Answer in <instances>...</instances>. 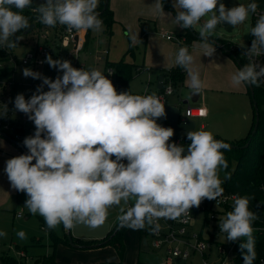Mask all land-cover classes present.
I'll use <instances>...</instances> for the list:
<instances>
[{"label": "rangeland", "instance_id": "obj_1", "mask_svg": "<svg viewBox=\"0 0 264 264\" xmlns=\"http://www.w3.org/2000/svg\"><path fill=\"white\" fill-rule=\"evenodd\" d=\"M43 1L44 0H33L36 4H42ZM223 12H225L227 16L240 19L239 23L234 25L230 31L224 29L223 21H225V17L222 15ZM251 13L252 2L250 0H187L185 25L189 26L190 29L200 35L211 37L214 40L224 39L233 44L244 45L248 42L249 38ZM20 21L21 16L14 12L8 2L6 0H0V80H6L9 83L8 99L3 100L2 106L9 112V119L11 122L16 125L21 123V113L26 110L30 101L38 102L40 105L39 115L46 114L48 110L51 114L54 113L52 123H56V125L59 124L57 123V119L62 123L63 118L59 116V114L66 106L70 105V113L72 114L74 112L73 115L76 114L77 110L82 113V110L78 107L79 101L82 99L85 105L94 103L89 95L94 89L101 90L103 81L107 82L112 79L106 72L107 67L114 66L115 61L120 60L121 54L125 52V54H127L125 58L131 61L134 67L132 68L131 78L121 86L122 94H119L118 90H116L114 95L116 100L112 104L117 105V108L114 110V114L112 113L114 116L112 123L116 128L114 136L115 140L118 141L117 147L120 148H117L115 151L111 150L110 154L114 156V165L118 171H120V175L133 182H140L141 179L145 178L147 175L154 177L155 169L157 172L163 169L165 173H168L174 161V154L176 155L180 152L185 145V143L178 144V142H176L184 136L182 132H177L173 139L169 138L170 147L162 151H151L150 158L141 165L135 164L134 166L133 163L128 165L127 163H122L120 160V155L122 153L128 155L136 146H139L141 149H146L145 141L147 135L151 130H154L153 127L152 129L148 125L140 124L139 126L136 120L134 122L128 120V131L125 133L127 116L128 119L133 116V113H136L139 117L143 116V118L150 116L153 121L166 128L164 126L165 119L163 111L167 105L160 108L149 104L147 105V110L144 111L143 105L141 106V104L138 103L128 105L126 102V95L130 92L144 93L147 92L145 90H148L149 94H154L155 91L154 79H150L148 73L136 70L135 67L138 60L141 59L144 49V42L139 39L140 35H138L139 44L134 46V54L130 52L127 53L125 47L127 46V39L125 36L116 31L110 37L107 32L102 30L104 28L101 29L92 26L86 39H89L93 45L88 52H79L78 64L86 61V65L81 72H76L73 67L75 64L73 60H64L62 58V62L60 63L59 60L55 61V58L51 56L46 57L36 66H31L30 64L29 66L21 65L20 59L22 56L31 51V40H33L35 44L37 43L35 47L43 44L50 51L49 41L46 37H52L51 27L55 26V21L49 22L52 24L47 22L44 26L39 24L40 21L35 20L30 23L35 25L32 30L25 33L29 28L28 25L27 29L20 36L18 35L15 37V35L11 33V29ZM101 22L102 25H104L102 20ZM177 25L178 28L176 31L168 32L166 35L178 37L179 39L180 37L183 38L184 26L179 18L177 19ZM54 28L56 29V27ZM181 28H183V30H181ZM128 32L129 31H127V33ZM142 34L144 35L145 33ZM193 41L206 45L205 47L191 46ZM151 43V47L154 48L152 51L153 54L162 50L161 46H163V43L160 35L157 34L155 37L151 38ZM173 44V55L175 56L177 54L176 57L173 58V61L175 60L174 62L176 63L180 58L187 59L188 52L190 51L189 70H193V75L196 76H199V69L198 73H196L198 63L202 66L201 62L203 59H206L207 63H209V52L206 50V47L215 45L214 42L195 38L190 43L182 39L173 41ZM71 50L72 45L65 48L63 52L71 57L70 55H73L70 52ZM7 52H10L11 56H15L18 59L17 64H14L16 62L12 61L11 56ZM106 53L108 61L102 59L103 56H106ZM63 55L65 56V54ZM155 71L156 69L153 67L150 73H155ZM64 75L67 77V80L69 79L71 81L69 84L64 80ZM208 75L217 82L218 87L215 89L219 90V93H208L209 95L205 99L200 98L196 102H191L189 100L188 104L189 106L200 108L202 115L206 116L208 114L207 107H209L210 114L220 120L218 122L215 119L214 122L210 124L212 129L215 128L218 130V136H229L226 139L236 141L246 133L248 134L251 128V126L249 128V125L251 120L253 121V117L251 119L254 113L253 103L246 102L241 91L229 87L228 76L231 74L228 66L224 63L221 64L219 68L210 64L208 67ZM113 82L115 81L113 80ZM111 85L112 84H110V86ZM179 85H181V83ZM112 87H114V85H112ZM79 90L81 91L78 92ZM189 92V88L176 90L174 95L172 94L169 96L168 104H175L177 94L179 96L178 99H181L180 101L189 99ZM261 94V91L257 93L255 101L257 99V109L261 115V120H264V96L262 97ZM8 103L11 111L8 108ZM179 104L181 105V112L183 114V112H186L188 104H181L180 102ZM137 107L140 108L139 114ZM86 108H88V112L89 105ZM91 111L97 112L93 108ZM245 113L247 117H244ZM88 118H90L91 122L102 123V120H99L98 116L89 114ZM195 123L198 127V120H196ZM24 125H29V129L34 126L32 123H24ZM67 131L69 140H72L71 137L74 134L71 132V129ZM85 132L86 130L83 129L80 136H73V140L79 138L81 140L80 144L82 145L88 143L93 144V141L85 139ZM81 136H84L83 139ZM29 140L30 145L28 142V152L33 155L36 153L43 154L44 149L54 141V139L48 140L42 152H40L37 150L35 140L30 138ZM123 144L126 145L125 148H122ZM218 149L219 143L216 140L207 139L202 141L181 161L177 173L171 181L172 184L175 187H181L187 180H195L199 184L198 189L201 196H205L207 192L212 193L218 190L226 178V170L221 165L214 164ZM97 153L101 155L102 151L98 149ZM233 166L234 161L232 160L230 168L232 169ZM139 169H145L144 174H140L137 171ZM31 175L28 183L25 177L22 178L21 195L19 197L22 206L20 211H22L23 216H26V219L23 217H14L15 220H12L13 211H0V256H13L22 262L24 261L25 263L23 262V264H42V259L40 257L47 254H54L55 260L60 264H159L161 251L152 250L150 247L144 245L143 242H141V244L138 242L141 228L140 219L133 220L123 229L122 238L124 251L122 255L117 253L112 244H106L97 248H73L62 241H57L52 245L54 239L47 230L48 228L46 227V229L43 227L39 216L47 221L51 226L50 228L53 229L57 235H62L64 233V230H62L63 214L56 208L50 199L46 188L33 174ZM154 178L156 181L159 179V177L156 176ZM165 179L166 177H162V181ZM155 188H157V185H155L154 189ZM215 210L217 214L222 212L218 208ZM192 215L195 216L196 219L193 229L194 231H199L204 219V213L200 210H195ZM203 235H207V228L204 229ZM142 237H144V235H142ZM23 246L25 250L20 252V248ZM199 263L200 258L196 255L192 257V263L189 262L188 264ZM174 264H179V262ZM183 264H186V261H184Z\"/></svg>", "mask_w": 264, "mask_h": 264}, {"label": "crops", "instance_id": "obj_2", "mask_svg": "<svg viewBox=\"0 0 264 264\" xmlns=\"http://www.w3.org/2000/svg\"><path fill=\"white\" fill-rule=\"evenodd\" d=\"M102 1L103 0H51V1L44 0L42 4H36L33 2L35 6H43V8L45 7L50 11H54L56 14L55 17L46 20L42 24L44 25L47 22L49 23L55 21L54 27H56V29L54 27H51L52 37L51 38L46 37V39H48L49 41L48 44L50 45L49 46L50 51L46 57L51 56L55 58V61L59 60L60 63L62 62V58H63L64 60L65 59L73 60V63L76 62L78 64L79 53L75 55L72 49L70 52L73 55H70L71 57H69L68 54L63 52L65 48L61 47L60 45L59 42L60 28L62 27L66 18L72 16V15H68L67 17L61 16V13H64L63 11H73L76 13H81L86 11L98 12L97 10L101 6ZM167 1L168 4L172 7L173 11H171L166 6L162 5V0H108V5L112 11V15L114 19V23L110 28L104 26L105 24L102 25V22L100 25H95L94 22L96 20H100V21L102 20L98 17H93L92 18L93 20L92 19L87 20L84 19L83 17H80L78 19L75 18L85 33V41L83 44L84 48H82L81 51L88 52L93 45L91 44L89 39H86L90 33V29L92 28V26H94L95 28H101V29L104 28L102 30L104 32H107L110 37L116 31H118V33L125 36L127 39L126 42L127 46H125L127 53L130 52L134 54L135 51L134 46H137L139 44L138 35H140L139 39H141V41L144 42V49H143V54L141 55V59L138 60V63L136 65L135 64L134 65L136 67V70L143 71V73L144 72L148 73L150 79L151 78L152 80L154 79V90H155L154 94H155L157 91L161 89V88H157L156 85V81L158 77L163 76L164 73L168 72V70L171 67L175 66L177 63L174 62L175 60L173 61V58H175L177 55V54L175 56L173 55V46H174L173 41L175 40L168 39L167 36L169 35L166 34L168 32L177 30L178 28L177 19L182 17V6L178 0H167ZM183 26H184V31H185V27L189 28L188 26L185 25ZM126 30L129 32L127 33ZM181 30H183V28H181ZM142 33L145 34L143 35ZM157 34L160 35L163 46H161L162 50H159L153 54L152 51L154 48L151 47L152 46L151 38L155 37ZM176 38L178 40H182V39L184 40V37L183 38L180 37V39L178 37ZM31 41H32V48H31L32 51L36 49L35 45L37 43L35 44L33 40ZM204 41L212 42L209 40H204ZM70 45H72V43H70ZM205 45L206 44L203 43H196V41H193L191 43V46L205 47ZM206 50L209 52V60H208L209 63H207L206 59L202 60L201 62L202 66L198 63L196 73H198V69H199V73H198L199 76L193 75L192 72L193 70L191 71L189 70V60H190L189 56L191 55V53L190 51L188 52V58L186 59L187 66L183 81L181 85H179L180 83L177 85L174 92H176V90H180L181 88L183 89L189 88L190 91L191 90L197 91L198 100L200 98L205 99L209 95L208 93L210 94L219 93V90L215 89L218 87L217 82H215L210 77V75H208V67L210 64H213L214 66H217L219 68L221 64L224 63L226 66H228L231 74L228 76L229 87L232 89H236L237 91H241L244 100L248 103L251 102L247 84L243 79L242 73L237 63L216 44L213 46H207ZM63 54H65L67 58ZM125 55L127 54L123 52V54H121L120 56L121 57L120 60H123L133 65L131 61H128L125 58ZM102 59L107 60V53L105 57L104 56L102 57ZM120 60L115 61V63ZM78 65H82V69H83L86 65V61H83L81 64ZM133 67L134 66H132V68ZM153 67L156 69V71L155 73H150L152 72ZM82 69H80L78 72H81ZM64 77H65L64 80L69 84V82L71 81L69 79L67 80V77L65 75ZM113 80L115 81V78ZM104 83L105 82L103 81L102 86L104 85ZM117 86L118 84H116V90H117ZM81 90H79L78 92H80ZM101 91L102 88L101 90L94 89V91H92V93L89 95L91 100L94 101L93 104L88 103L87 105H85L82 99L79 101L78 107L82 110V113H80L79 110H77L76 114L73 115L74 112L72 114L70 113V105L66 106L59 114V116L63 118V121L62 123H60L57 119V123H59L57 125L56 123H52L54 113L51 114V112L48 110L46 114L39 115L38 113L40 111V105L38 104V102L30 101V103H36L37 105L36 122L39 121L40 117L49 114L50 120L48 123V130L54 134V138H53L54 141L44 149L43 154L36 153L33 155L32 153L30 152L29 153L31 154L32 157L39 158L40 171L45 181L48 183L52 191L58 196L59 202H61L63 206L68 210L70 215L71 235L74 238H80L84 240L103 238L107 234V232H109V230H111V228H113V226H115V224L118 222L123 211L136 205L146 196L153 194L156 189V188L154 189V187L155 185H158L157 182L159 181V179L164 177V175L168 174L165 173V170L163 169L158 170V172L155 169L154 175L156 177H159L157 181L154 178L155 176L153 177L151 175H147L145 178H142L140 182H133L127 180L125 177L120 175V171H118V169L114 165V156L110 154L111 150L115 151L117 150V148H120L117 147L118 141L115 140V136H114L116 132V128L112 123L114 119L112 113L114 114V110L117 108V105L112 104L116 100L114 96L115 93L110 95V101L109 103H106L104 100V92ZM145 91H147L146 93H148V90ZM132 94H136V93L130 92L126 95V98ZM148 95H152V94L148 93ZM168 98L166 102L167 105L166 107L170 105H176L181 100L178 99L179 96L177 94V99L175 101V104L174 103L168 104ZM6 99H8V94ZM149 104L151 103L145 102L141 104V106L143 105L142 107L144 111L147 110V105ZM88 105H89V111L87 112L88 108L86 107ZM8 108L11 111L9 103H8ZM92 108L95 109L97 112H92L91 111ZM137 110L139 114L140 108L137 107ZM207 111H208L207 116L202 115V112L200 110V116L190 119L194 123V131L204 130L206 134L218 136L217 134L218 130L215 128L212 129V126L210 124H212V122H214L215 119L218 122L220 120L217 117L212 116L210 114L209 107H207ZM89 114L98 116V119L102 120V123L91 122L90 118H88ZM163 116H164V111H163ZM244 117H247L246 113L244 114ZM252 117L253 116H251V119ZM147 118H150L152 120L150 116L143 118V116L139 117L136 115V113H133V116L129 117V119L127 116V122L125 124V133H127L128 131V120L133 122L136 120L139 126L140 124H144L150 126L151 128L152 127L154 128V130H151V132L147 135V139L145 141L146 147L150 139V136L155 131L154 124L160 125L159 123H156L153 120L152 123L150 124L145 123V120ZM196 120H198L199 122L198 127L195 123ZM36 122L32 123V125H34L33 128L29 129V125H28L26 126L27 128L23 131L24 138L25 140L28 139L29 145H30L29 138L35 140V143L37 144L36 130H35ZM251 123L249 125V128L251 126ZM79 124L81 125L80 131H83V129L86 130L85 132L86 135L88 134V132L91 131L98 136V139L96 141H93L94 142L93 144L88 143L82 145L80 144L81 140L79 138H75L73 140V136L78 137L74 133ZM164 126L169 128V124L166 121L164 122ZM68 129H71V132L74 134L71 137L72 140H69L67 136ZM34 134H35V138H33ZM183 135L186 134L183 133ZM245 135L240 137L239 139L244 138ZM83 137L81 136L82 139ZM218 137H223L222 139L225 138L224 140H226L227 142H233L230 141V139H226L229 136L219 135ZM176 142H179V140ZM125 147L126 145L123 144L122 148ZM98 149L102 151V154L99 156L97 161H94L92 156L94 152L97 153ZM133 150L130 151V153H128V155L130 156V161L127 164L130 165L133 163V165L135 166V164L141 165L142 163H145L132 156ZM24 155H25L24 152L19 147L13 144L10 140L0 136V211H8V212L13 211V217L11 218L12 220H15L14 217L17 218L23 217L26 219V216H23L22 211H20V209H22L19 200V197L21 195V188H22L21 183L23 177H25L28 183L30 177L32 176L31 174L34 175V173L30 163H28L24 159ZM137 171L140 174H144L145 169H139ZM18 213H20L21 216H17ZM39 218L41 222H43L42 224L44 228L51 227L44 218L40 216ZM62 221H63L62 230H64L65 232L66 225L64 224V218ZM140 232H141V228H140ZM63 234L57 235L55 231L54 234L51 233L53 239L55 238V236L61 237L63 236ZM141 237L142 235H140L139 233L138 236L139 244H141V242H143V239H145L146 242L145 243L143 242V244L150 247L149 237L148 236L147 237L144 236L142 238ZM69 246L73 247L71 245ZM73 248H79V247H73ZM23 251L24 250H20V252ZM162 258H163V253L161 252L160 261ZM54 261L57 264H60L55 260V258ZM177 262H179V264H183L184 261L178 260L175 261L174 263Z\"/></svg>", "mask_w": 264, "mask_h": 264}, {"label": "built area", "instance_id": "obj_3", "mask_svg": "<svg viewBox=\"0 0 264 264\" xmlns=\"http://www.w3.org/2000/svg\"><path fill=\"white\" fill-rule=\"evenodd\" d=\"M250 1L252 2V13L248 42L244 45L227 43L230 50L237 52L239 59L244 64L246 80L250 82L252 87H256L258 91L264 93V0ZM94 23L100 25L101 21L96 20ZM14 31L15 26L11 29V33L14 34ZM167 38L178 40L171 36H167ZM84 41L85 33L75 17H67L59 32L61 47L66 48L72 43L73 53L77 55L82 50ZM7 53L11 56L10 52ZM48 54L49 49L45 45H38L35 50L22 56L20 64L36 66ZM11 59L16 62L14 64L18 63L15 56H11ZM73 67L76 72L82 69V65H78L76 62ZM106 72L112 79L104 83L102 90L105 102L109 103L110 95L116 93V83L113 82L114 67L108 66ZM8 85V81L0 80V131L11 135L14 140L19 141L27 148L28 139L25 140L23 135V131L27 127L24 123L36 122L37 105L36 103H29L26 111L21 114V123L19 125L12 123L9 119V112L2 106L3 100L7 98ZM174 91L175 86L166 73L163 76L161 89L155 94L148 95L146 92L132 94L126 98V102L128 105L150 102L154 106L162 108L166 106L167 98ZM198 116H200V109L188 106L185 117L192 119ZM49 120L48 114L40 117L39 121L36 122V141L40 152H42L46 142L54 138V134L48 130ZM145 123L150 124L152 120L147 118ZM154 125L155 131L150 136L146 149L136 147L132 152V156L142 162L150 158L151 151H162L170 146L168 128L158 124ZM86 139L96 141L98 136L90 131L86 135ZM99 156V153L94 152L92 158L97 161ZM120 160L128 163L130 156L122 153ZM165 180L159 179L161 186ZM198 187L199 184L195 180H187L181 187H175L172 182H169L164 186L156 200L150 203L145 230L149 237L151 249L160 250L163 253V258L159 264H173L178 260L186 261L188 264L189 262L192 263V257L196 255L200 258L199 264H233L237 255V243L246 232H258L264 242V220L257 224L242 227L241 218L244 211L234 194L207 192L205 196H201ZM217 208L222 211L220 214L216 213L215 209ZM164 210H171L169 220L165 218ZM195 210L204 213L199 231L193 229L196 219L192 213ZM17 216H21V214L18 213ZM232 217L236 220L232 221ZM205 228H207L206 236L203 235Z\"/></svg>", "mask_w": 264, "mask_h": 264}, {"label": "trees", "instance_id": "obj_4", "mask_svg": "<svg viewBox=\"0 0 264 264\" xmlns=\"http://www.w3.org/2000/svg\"><path fill=\"white\" fill-rule=\"evenodd\" d=\"M6 1L10 5V7L14 10V12L21 16V21L16 23L15 25V31H14L15 37L18 35L20 36L27 29L28 25H30L31 22L36 20V21H40L39 24H43L44 23L42 22L43 19L49 20L52 17L56 16L54 11H50L45 7L43 8V6H35L33 4V0H6ZM105 1L106 0L102 1L101 6L97 10L100 14H97L96 11H86L85 12L86 14L78 15L76 14V12L73 11H63L64 13H61V16L67 17L68 15H72L76 19L83 17L84 19L87 20H91L93 17H98L102 19V21L104 22L107 28H110L114 23V19H113L112 11L108 5V0L105 8H103ZM162 5L166 6L171 11H173L172 7L168 4L167 0H162ZM34 9H36L37 11H34ZM41 11H46V12H41ZM179 19L181 23L185 25L183 16L180 17ZM199 35L200 34L195 32L194 30L185 27L183 37L186 42L190 43L194 38L199 39L198 38ZM201 40H205V39H201ZM216 41L219 44L218 46L223 51H225L237 64L244 66L242 61L239 59L237 52L230 50L227 41L225 42L224 39H216ZM114 66H115L114 67L115 82L116 84L123 86V84H125L132 76L133 65L123 60H120L116 62ZM186 66H187V60L185 58H180L177 61L176 65L171 67L168 70V72H166L167 75H169V77L171 78L175 88L179 83H182ZM166 73H164L163 76H165ZM253 88H254L253 89L254 98H256L257 93L259 91L256 89V87ZM261 95L263 97L264 93H262ZM256 103H257V99H256ZM259 116H260L259 124L255 133L251 135V130L254 125V117H255L253 113V121L248 134L243 139L229 142L235 144L236 146L234 147L228 145L227 143H224L223 142L224 139L214 135V139L216 141L220 139L219 141H217L219 143V149L214 164H219L226 170V178L222 186L219 187L218 190L214 191L213 194L219 191L217 193L227 192V193H232L237 197L240 206L244 211L242 213V218H241L242 227L249 226L255 223L257 224L259 221L264 220V120H261L260 114ZM205 134L206 133L204 130L193 131L192 133L184 135L179 140L178 144L185 143V145L182 147L180 152H178L176 155L174 154V161L171 165V170L168 172V174L164 175L166 179L167 177H169V175L175 168L177 162L182 157L184 152L192 144L196 142L197 145L195 147H197L203 140H205V139L203 140L200 139ZM6 135L10 139H13L11 135L7 133ZM248 140H249L248 144L244 146ZM24 159L29 163V160L25 155H24ZM33 159L37 163V166L40 168L39 158L33 157ZM232 160L234 161V166L231 169L230 167ZM30 165L32 166L31 163ZM32 170L35 177L37 178V174L33 166H32ZM177 170L175 174L172 176L170 182L174 179ZM157 184H158L157 188L153 194L146 196L136 205L123 211L118 222L115 224V226H113V228H111V230H109V232H107V234L103 238L84 240L80 238H74L71 235V240L75 244H77L79 248H94L106 244H112L115 247L117 253L119 255H122L124 251L122 234H123V229L127 226V224H129L135 219H140V223H141L140 235H144L147 237L145 225H146L149 205L152 201L156 200V198L159 195L157 197H154L150 201H148V199L149 197H152L160 189L161 182L158 181ZM56 197L58 198L57 195ZM142 202L145 203L133 213L130 220L127 221L124 225L119 226L130 215V213L135 209V207ZM60 204L70 218L68 210L63 206L61 202ZM64 224L66 225L65 220H64ZM48 230L50 231V234L51 233L54 234V231L51 228L48 227ZM57 241H62L63 243L70 245L69 240L67 238V234L65 232L61 237L55 236L52 245H54ZM20 250H25V247L23 246L22 248H20ZM236 251H237V255L234 259L233 264H264V242L261 236L259 235V233L256 231L246 232L239 239L236 246ZM53 255L54 254H47V255H43V257H40L42 259V264H53V263L57 264L54 261ZM0 261L2 262V264H23L22 261L10 255H6L4 257L0 256Z\"/></svg>", "mask_w": 264, "mask_h": 264}, {"label": "water", "instance_id": "obj_5", "mask_svg": "<svg viewBox=\"0 0 264 264\" xmlns=\"http://www.w3.org/2000/svg\"><path fill=\"white\" fill-rule=\"evenodd\" d=\"M48 1H51V0H48ZM182 6V16H183V19L184 21H186V14H187V0H178ZM106 3H107V0L105 1V4H104V7L106 6ZM34 11H37L36 9H34ZM41 12H46V11H41ZM76 14H86L85 12H81V13H76ZM97 14H100L99 12H97ZM222 15L225 17V21H223V25H224V29L226 31H230L234 25H236L237 23H239L240 19L239 18H235V17H230V16H227L225 12L222 13ZM46 19H43V22H45ZM34 24H30L29 25V28L25 31V33L29 32L30 30H32L34 28ZM189 27V26H188ZM190 28V27H189ZM199 39H205V40H209V41H212L214 42L216 45H219L218 42L216 41V39L214 40L213 38L211 37H207V36H203V35H199L198 36ZM241 73H242V76H243V79L246 81V84H247V88L249 90V93H250V98L252 100V103H253V109H254V125H253V128L251 130V135H253L255 133V131L257 130V127H258V124H259V112H258V109H257V104H256V101H255V98H254V90H253V87L251 86L250 82H248L245 78V70L243 68L242 65H239L237 64ZM162 80H163V76H159L157 81H156V85H157V88H161L162 86ZM117 90L119 92V94H122L121 92V86L118 85L117 86ZM191 101V102H196L198 100V93L197 91L195 90H191L189 92V99H183L182 101H180L181 104H188V101ZM181 105L179 103H177L176 105H170L168 107H166L164 109V119L165 121L169 124V128H168V132H169V137L171 139L175 138L177 132H182L184 134H189V133H192L194 131V123L192 120L190 119H187L185 117V112H181ZM189 106V104H188ZM187 106V108H188ZM81 125L79 124L75 130V135L76 136H80L81 135ZM0 136L10 140L13 144H15L17 147H19L25 154V156L28 158L29 160V163L32 164L33 168L35 169L36 171V174H37V178L38 180L40 181V183L46 188L49 196H50V199L52 200V202L54 203V205L56 206V208L63 214V218L65 220V223H66V231L65 233L67 234V238L69 240V244L73 247H78L77 244H75L72 240H71V233H70V218L68 216V214L65 212V210L63 209V207L61 206L58 198L56 197L55 193L52 191V189L49 187V185L46 183L41 171H40V168L37 166V163L34 161L33 157L31 156V154L28 152V150L17 140H14V139H10L5 133L1 132L0 131ZM33 138H35V134L33 135ZM201 140L203 139H214V136L213 135H210V134H205L203 135L201 138ZM215 140V139H214ZM220 139H218L217 141H219ZM224 143H227L228 145L234 147L236 146L235 144H232V143H229V142H226L225 140H223ZM249 140L247 141V143L244 145L246 146L248 144ZM197 145V142L192 144L185 152L184 154L182 155V157L179 159V161L177 162L175 168L173 169V171L171 172V174L169 175V177H167V179L165 180L164 184L160 187V189L152 196V197H149L148 201L152 200L154 197H157L158 195L161 194L164 186L170 182L172 176L175 174L177 168L179 167L181 161L186 157V155L188 153H190L193 148ZM145 202H142L140 203L139 205H137L135 207V209L130 213V215L119 225V226H122L124 225L127 221L130 220L131 216L133 215V213L138 209L140 208V206H142ZM164 215L166 217L167 220L170 219V216H171V210H164ZM232 221L236 220L235 218H231ZM143 242L145 243V239H143Z\"/></svg>", "mask_w": 264, "mask_h": 264}, {"label": "flooded vegetation", "instance_id": "obj_6", "mask_svg": "<svg viewBox=\"0 0 264 264\" xmlns=\"http://www.w3.org/2000/svg\"><path fill=\"white\" fill-rule=\"evenodd\" d=\"M225 42H226V40H225ZM228 42V41H227Z\"/></svg>", "mask_w": 264, "mask_h": 264}]
</instances>
